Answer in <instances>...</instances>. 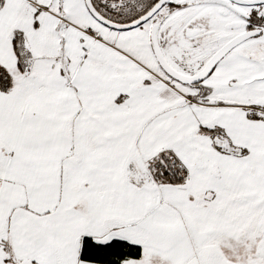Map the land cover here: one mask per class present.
I'll list each match as a JSON object with an SVG mask.
<instances>
[{"label": "snow or ice", "instance_id": "6c2138e0", "mask_svg": "<svg viewBox=\"0 0 264 264\" xmlns=\"http://www.w3.org/2000/svg\"><path fill=\"white\" fill-rule=\"evenodd\" d=\"M0 264H264V0H0Z\"/></svg>", "mask_w": 264, "mask_h": 264}]
</instances>
